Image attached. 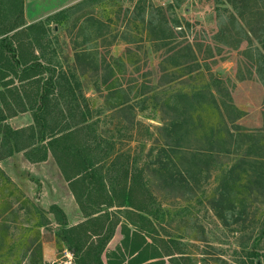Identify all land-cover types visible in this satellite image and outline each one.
<instances>
[{"label":"rangeland","instance_id":"obj_1","mask_svg":"<svg viewBox=\"0 0 264 264\" xmlns=\"http://www.w3.org/2000/svg\"><path fill=\"white\" fill-rule=\"evenodd\" d=\"M228 2L22 0L24 22L42 23L34 30L42 66L57 73L77 52L87 51L75 65L76 73L85 75L77 76L75 103L84 111L88 107L90 121H99L107 142H115L130 162L137 160L134 168L148 167L135 177L144 186L137 197L144 202L141 210L98 205L104 199L96 192L85 201L87 211L99 212L90 219L115 224L104 264H251V250L264 264V181H254L264 176V49L257 37L264 28V0H248L244 7ZM18 3L0 0L5 26L18 23L13 17ZM162 38L168 39L166 46ZM160 74L172 81L157 89ZM107 87L123 92L110 95ZM118 103L131 105L132 112H112L110 106ZM29 113L18 114L10 126L30 125ZM162 120L172 128L182 125L170 136L185 137L181 151L171 155L176 162L171 172L153 167L156 150L150 153L153 142L146 137L170 140L157 131ZM131 122L140 127L131 130ZM213 131L224 136L220 145L209 144ZM241 157L251 163L227 173ZM114 167L104 164L106 182ZM0 168L13 183L0 176V264H93L98 237L90 235L89 245L73 254L62 240L66 227L51 215L49 225L37 226L35 209L47 214L54 203L66 206L70 196L52 157L31 166L14 154L0 160ZM176 170L188 186L168 180ZM224 191L219 218L210 204ZM87 219L84 215L83 222ZM82 231L77 234L85 241Z\"/></svg>","mask_w":264,"mask_h":264},{"label":"trees","instance_id":"obj_2","mask_svg":"<svg viewBox=\"0 0 264 264\" xmlns=\"http://www.w3.org/2000/svg\"><path fill=\"white\" fill-rule=\"evenodd\" d=\"M18 1V10L16 14L14 13L18 23L11 26H0V87L2 86L4 89L3 92L0 90V160L21 152L30 163L43 162L49 156L52 157L79 209L88 218L85 222L76 226L66 227L64 233L68 237H63L62 240L69 244L71 252L76 254L84 245H89L88 239L93 234V237H98V240L92 244L94 250L92 254L93 264H102L100 255L113 237L115 224L106 227L105 222L98 221L99 216L90 219L91 215H97L99 212L87 211L84 207L85 201L92 196V193L96 192L100 193L99 197L104 199L98 205H106L108 208L126 206L141 210V205L144 202L137 197L142 194L141 191L144 186H140L137 178L148 167L134 168L137 160L130 162L127 154L115 149V142V144L107 142V138H104L98 131L99 121H90L88 107L85 106L84 111L75 103L77 76H85L82 71L80 74L76 73L75 65H79L81 60L85 58V52L87 51L77 52L72 64L70 66L66 65L67 69L60 66V71L57 73L55 68L42 66L38 62L39 59H42V49L40 48L39 37L34 34V30L39 29L42 23H35L18 29L22 26L21 0ZM233 1L244 7L248 0ZM228 3L232 4L233 2L229 0ZM259 31L264 33V28L261 27ZM10 32L12 34L8 36L7 34ZM263 33L259 32L257 37L264 49ZM167 40L162 38L159 42H163L166 46ZM34 48L38 50V56L31 55ZM189 51L191 50L189 49ZM2 69L8 70V73H4ZM43 75L44 78H42ZM160 75H162L163 81L159 83L157 89L166 87L172 81V79L164 80L167 77L166 74ZM7 77L12 78L5 80ZM96 78V85H99L100 78L97 73ZM14 80L19 83V86H14ZM106 91H110V95L117 94L118 97L123 92L115 87H107ZM165 92L163 91L161 94ZM209 94L215 104V95L211 91ZM110 110L116 114H124L126 112L131 113L133 109L129 104L118 103L110 106ZM25 111H31L33 120L31 125L20 129H12L4 123L8 117ZM162 121L163 123L157 131L168 134L167 137L170 140L163 141L156 136H151V134L146 137L153 142L150 153L153 149L156 150V157L152 163L153 167L171 172L170 168L174 167L176 163L173 162L171 155L181 151L180 141L182 142L185 137L183 138L182 135L170 136L172 131L176 132L175 128L182 127L181 124L172 128L165 120ZM202 122L200 127L205 129ZM136 127L139 128L140 124L131 122L130 129ZM209 129L211 128L208 127ZM223 138L224 136L217 135V132L213 131L208 141L209 144H215L219 141L220 145ZM229 138L231 139L232 136L230 135ZM244 162L251 163L244 157L238 158L227 173L232 172L238 164ZM106 163L115 166L114 169L108 171L109 178H107V182L105 181L106 178L102 176V168ZM261 164L264 163L261 162ZM130 167L132 168L131 171H129ZM0 176L5 182L13 185L10 178L1 169ZM226 179L227 177L223 176L222 181H227ZM168 180L172 182L178 180L182 182V187L188 186L187 178L180 170H176L175 175L169 174ZM254 181L263 182L264 176H257ZM224 193L225 191L220 194L219 200H213L210 204L211 209L219 218H221L224 211L219 205L223 201ZM35 211L38 219L37 226L43 227L50 224L43 210L38 208ZM49 212L53 214L57 224L66 225L65 216L58 206H50ZM90 224L93 227L95 226L93 230L88 229ZM80 229H83V231ZM78 230L88 235L87 240L84 241L83 236L78 235ZM248 253L250 263L254 264L255 262L257 264L261 257L259 252L251 250Z\"/></svg>","mask_w":264,"mask_h":264},{"label":"crops","instance_id":"obj_3","mask_svg":"<svg viewBox=\"0 0 264 264\" xmlns=\"http://www.w3.org/2000/svg\"><path fill=\"white\" fill-rule=\"evenodd\" d=\"M21 7H22V0H21ZM21 10H22V18H21V20H22V25L24 26V27H26L27 25H30L32 22H26V24H25V22H24V17H23V7L21 8ZM14 17V16H13ZM14 19H15V17H14ZM8 20V19H7ZM7 20H3V18H0V26L1 27H4L5 26V22L7 21ZM25 24V25H24ZM8 26V25H7ZM9 34V33H8ZM11 35V34H10ZM10 35H8V36H10ZM31 55L32 56H38L39 55V52H38V50L36 49V48H34L33 49V51H31ZM31 56V57H32ZM38 62L39 63H41V60L39 59L38 60ZM3 70V72L4 73H8V70H6V69H2ZM14 86H19V84L18 85H14ZM30 112V113H29ZM25 113H29V116H30V123L31 122H33V120H32V114H31V111H25V112H18L17 114H15V115H13V116H11V117H8L5 121H4V123H6L7 125H9V127L10 128H12L11 126H10V121H11V119H14V118H16L17 117V115L18 114H25ZM32 124V123H31ZM30 124V125H31ZM29 126V125H28ZM27 127V126H26ZM21 128H24V127H21ZM12 129H20V128H12ZM16 154H21V156H23V153L21 152V153H16ZM14 155V154H13ZM49 158V157H48ZM47 158V159H48ZM23 159H24V161H25V163L26 164H28V165H38V164H42V163H45L46 161H43V162H38V163H30V162H28L25 158H24V156H23ZM1 169V168H0ZM59 171V170H58ZM61 175V174H60ZM37 184H38V182H37ZM67 184V183H66ZM66 200H67V204H66V206L65 205H63V204H60V206L59 205H57L56 203H54V204H52V205H56V206H58L61 210H62V212H63V215L65 216V222H66V225L65 226H63V227H73V226H76V225H78V224H80V223H82L83 221H84V215L82 214V212H81V210L79 209V207H78V205H77V203L75 202V200H74V198H73V196L71 195V193H70V196H68L67 198H66ZM51 205V206H52ZM69 213H71L72 214V217H70L69 216ZM48 215H51L52 217H53V219H54V222L56 223V225H58V226H62V225H59V224H57V222L55 221V218H54V216H53V214L52 213H50L49 211H48V213L46 214V217H47V219L50 221V218L48 217ZM51 222V221H50ZM114 235V234H113ZM113 238V237H112ZM112 238L110 239V240H112ZM110 243V241L107 243V245ZM107 245H106V247H107ZM106 247H105V249H106ZM104 249V250H105ZM104 250H103V252L101 253V255H100V261L102 262V264H104L103 263V260H102V255H103V253H104Z\"/></svg>","mask_w":264,"mask_h":264},{"label":"water","instance_id":"obj_4","mask_svg":"<svg viewBox=\"0 0 264 264\" xmlns=\"http://www.w3.org/2000/svg\"><path fill=\"white\" fill-rule=\"evenodd\" d=\"M257 264H260V262H257Z\"/></svg>","mask_w":264,"mask_h":264}]
</instances>
